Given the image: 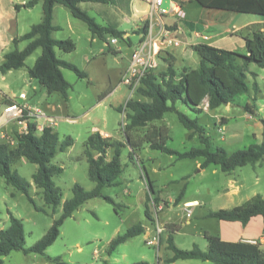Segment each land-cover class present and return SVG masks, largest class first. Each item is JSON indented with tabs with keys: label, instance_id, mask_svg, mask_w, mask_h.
<instances>
[{
	"label": "rangeland",
	"instance_id": "obj_1",
	"mask_svg": "<svg viewBox=\"0 0 264 264\" xmlns=\"http://www.w3.org/2000/svg\"><path fill=\"white\" fill-rule=\"evenodd\" d=\"M185 4H197L202 8L197 0H186ZM80 6L98 22L107 24L105 18L91 7V2H82ZM130 6L137 14L136 18L131 15V22L124 23L120 28L128 30L131 37L119 38L117 43H112V34L106 33L104 38L93 35L85 21L74 17L65 5H59L56 23L61 25V28L54 31V36L57 39L72 38L76 42V48L69 52L56 48L57 55L88 73V77H80L74 70L63 68L66 79L72 83L68 98L61 92L48 93L38 79L30 76L28 67L33 66L41 55V47L27 58L23 68L10 73L7 80L2 79L3 74L0 71V89L7 88L12 91L11 94L15 93L17 98H20L22 91L27 92L30 104L41 107L57 117L58 122L54 129L59 133L61 140L67 136L74 138L73 145L65 151H59L52 160L63 168V171L54 177V181L62 189L63 200L73 197L75 183L82 184L86 190L96 187V182L90 177V164L85 155L88 137L102 129L111 133L112 138L125 141L126 111L119 108L125 107L130 98L148 100L137 91L138 87L134 89L124 83L123 76L129 68L134 47L149 35L148 30L152 24L150 7L144 0H118L117 4H108L115 14L109 15L110 22L111 16L121 20L127 19L125 14L130 11ZM121 9L125 12L123 16ZM232 14L242 17L240 21L254 16L253 13ZM168 19L165 20V25L171 30L183 20L174 22L173 19ZM263 26L264 23L259 24V28ZM202 31L204 33L205 30ZM26 44L27 41L24 40L19 47ZM172 49L173 47H169L160 54V65L155 70L159 78L167 69L168 62L165 58ZM195 54L199 58V55ZM175 67L178 71L181 70L179 62ZM250 68L260 74L257 77L260 89L256 93V76L249 73L250 89L238 96V104H231L229 108L228 104H223L211 111L197 113L182 101L177 102L178 109L191 118L199 119L206 128L205 136H209L214 145H221L229 151L246 148L264 139L256 127L257 122H262L260 118H264V68L256 63H251ZM247 102L256 104V113L245 110L244 105ZM208 103L207 99L203 105L208 107ZM218 118L220 120L216 122ZM154 123L168 125L170 138L167 145L175 150L183 152L204 145L200 137L190 136L193 131L184 126L175 111H168L163 119ZM13 127L19 130L16 124ZM146 129L147 127L141 128L136 135H141ZM14 131L10 129L4 134L15 139ZM5 140L6 137L0 135V142ZM131 151L128 144L122 147L124 171L114 185L106 186L102 190L104 195L115 199L117 206L109 203L103 196L88 200L64 221L59 237L44 253L14 250L4 256V264H57L51 259L56 256H61L70 264H133L142 260L148 261L149 264H215L210 260L201 259H177L170 262L174 251L168 247V236L172 234L175 244L181 249L190 250L195 245L203 250L207 249L205 232H217L220 224L219 219L209 217L208 213L211 208L218 209L222 205H230L221 199L214 202L220 191L229 185V180H239V183L243 184L244 194L236 198V203L257 193L264 196V162L256 166L248 164L236 168L233 174H228L216 165L202 170L197 166L196 158L179 159L176 155L153 149L148 144L135 155ZM113 153L114 148H110L107 154L109 160ZM13 169L32 183L30 195L35 204L26 193L8 184L5 177L0 175V228L10 225L11 215L20 218L25 229V248H31L50 229L54 220L61 216L63 209L59 206L54 211L53 206L46 203L42 190L34 183L33 175L38 170V164L23 158L13 164ZM147 173L154 182L159 201H156L155 196L151 197ZM183 189L185 198L182 200H199L197 205L192 203L191 216L187 215L183 201H177ZM147 206L154 221L146 215ZM159 221L162 222L161 225L166 226L161 248L149 245L148 236L144 232L131 237L109 253L111 241L131 226L143 223L153 227ZM175 228L177 230L174 231Z\"/></svg>",
	"mask_w": 264,
	"mask_h": 264
},
{
	"label": "trees",
	"instance_id": "obj_2",
	"mask_svg": "<svg viewBox=\"0 0 264 264\" xmlns=\"http://www.w3.org/2000/svg\"><path fill=\"white\" fill-rule=\"evenodd\" d=\"M104 2L111 4L113 0H28L23 4H16V8H31L39 2H43V18L39 23L32 25L25 34L14 39L16 45L20 41H29L24 49L16 48L5 55V60L0 64V71L7 73L13 69H20L26 65L27 58L39 47L42 48L41 55L33 66L29 68L31 77L36 78L44 85L48 93L61 92L68 98V91L72 88L63 72V68L74 70L80 77H88V73L81 70L75 64L61 59L56 48L64 51H72L76 48V42L72 38L57 39L53 36L55 30L60 29L53 23L54 9L56 4L68 7L72 15L85 21L93 33L101 38L106 33L114 37L125 39V31L118 29L115 25H102L96 18L81 8L82 2ZM202 7L210 9H222L238 13H253L264 15V0H197ZM146 31L147 28L145 27ZM242 35L246 43V53L236 50L219 48L209 43H197L193 49L200 57V64L196 69L185 67L179 74L176 67V57L169 53L167 69L161 73L159 78L156 69L150 70L143 77L142 83L137 91L145 99L130 98L125 107L119 108L126 111L127 123L124 126L126 140L105 137L100 132L92 133L86 141L85 155L89 161V174L96 182L93 190H86L80 183H75L72 198L63 200L62 189L54 181V177L63 171L61 166L52 162L59 151H65L73 145L74 138L67 136L61 140L59 133L54 127L46 128L41 134L35 131V124L30 125L27 133L14 132L15 143L9 138L0 142V175L5 177L8 184L17 187L30 195L32 183L25 179L20 173L13 169V164L25 158L30 162L38 164V170L33 175V181L44 194L47 204L53 206L54 211L62 206L61 216L54 220L50 229L31 248H25V229L23 221L11 215V223L7 228H0V264H4V256L14 250H24L26 253L33 251L44 253L60 235V228L64 221L73 215L88 200L103 196L109 203L115 206L118 203L112 196L104 195L102 190L106 186L114 185L124 171L122 163V147L128 144L135 155L138 150L148 144L153 149L176 155L181 158H202L201 168L210 165L218 166L222 171L233 174L239 166L248 164L258 165L264 162V139L260 143H253L246 148L229 151L223 146L213 147L209 136H205L206 128L198 118H191L178 109L177 102L182 101L193 111L201 113L204 111L203 104L208 99L211 110L227 104H238L239 95L247 93L250 89L248 83L250 64L256 63L264 68V31L254 29ZM257 76L256 73H253ZM256 93L259 91L258 82H254ZM255 100L256 97H253ZM13 100H10L12 102ZM245 110L257 112L255 103L247 102ZM168 111H175L185 127L198 133L204 145L194 147L187 151H178L167 145L170 138V129L166 124H156L154 121L163 119ZM263 138H264V118ZM147 129L141 134L136 132L141 128ZM11 137V136H10ZM114 148L113 157L109 160L108 151ZM145 168V166H144ZM146 169V168H145ZM148 188L151 197L155 196L159 201L154 182L147 173ZM184 189L178 196L181 201ZM37 208H39L36 205ZM41 209V208H39ZM146 215L151 217L148 206ZM264 216V196L255 194L241 205L232 208H221L210 210L209 217L225 221H240L247 224L253 216ZM174 231L177 228L173 229ZM146 231L143 223L131 226L125 233L115 237L109 247V253L125 243L131 237L140 235ZM208 248L201 249L195 245L193 249H181L175 244L173 235L167 238L168 247L174 251L170 262L177 259H201L210 260L215 264H264V244L260 241L251 242L247 240L228 241L219 235L206 232ZM163 238V236H162ZM57 264H70L61 256L51 258ZM133 264H149L142 260Z\"/></svg>",
	"mask_w": 264,
	"mask_h": 264
},
{
	"label": "crops",
	"instance_id": "obj_3",
	"mask_svg": "<svg viewBox=\"0 0 264 264\" xmlns=\"http://www.w3.org/2000/svg\"><path fill=\"white\" fill-rule=\"evenodd\" d=\"M27 1L28 0H0V64L3 63V61L5 60V55L8 52L16 48H19L22 50L28 45L29 41L26 40L27 44L24 47H19L22 41H20L19 44L16 45L14 43V39L28 32L31 29L32 25L39 23L43 18V2H39L37 5L31 8H25V7H22L20 9L16 8V4H23ZM113 1L114 2L111 4L118 3V0H113ZM59 5L60 4L55 5L53 23L56 26H60L61 28V25L56 23V14H57V11L59 10L58 8ZM91 7L95 9L99 14H101V16L105 18L107 22V24H103L99 22L100 24L115 25L118 29L126 32L124 35L126 38L131 37V33L128 30H124L120 28V26L122 27L124 23L129 24L131 22V19H130L131 15L135 16L136 18L137 14L132 9L131 6L128 8V10L130 11L126 12L127 14H125V16L127 15L126 17L127 19L121 20L119 18H116V16H114V18H112L111 16V22H110L109 15H112L114 13L108 7V3L91 2ZM185 10L187 13L186 18L183 19L181 22H178L176 24L177 27L174 28L178 30L179 33H181L180 38L182 39V44L181 46L175 47L170 51L168 50L169 53L173 54L176 57L175 66L177 62L181 64V70L180 71L177 70L179 74L183 71L185 67H188L189 69H196L199 66L200 57L197 58L195 56L196 52L193 49V46L195 44L209 43L219 48L236 50L242 53L243 52L246 53L247 49H246L245 39L244 37H242V35L238 34L237 32L242 30L244 34H247L253 31L254 29L264 31V26L259 28V24L264 23V15L253 14L254 16H251V18L240 21L242 17L235 16L232 14V11H228V10L210 9L206 7L199 8L197 4L196 5L194 4L193 6H189V4H185ZM120 13L123 16V13L125 12L122 10ZM68 19L70 21V18ZM200 29L205 30L204 33ZM195 31H199L203 34L209 35L210 39L208 41H205L203 40V38H196L194 36ZM53 36H54V32H53ZM119 60H121V58H119ZM30 67H28V72H29ZM15 70H19V69H13V70L8 71L7 73H2L3 74L2 79L7 80L8 75L10 73H13V71ZM251 72L257 74V76L255 77L257 81V77L260 76L259 72L252 70V69H251ZM26 82L28 83L29 80H26ZM6 85L8 87V84ZM11 92L12 91L8 90L7 88L0 89V96H1L0 97V135L2 137H3V134L8 133L10 129L17 130L15 127H13L14 125L13 123H9V124L6 123L7 120L4 115L5 106L10 103V100H16L18 102H28V98L27 100L22 99V98H17L15 93L11 94ZM22 92H25V91H22ZM27 96H28V93H27ZM230 105L231 104H228L227 107L229 108ZM208 108H209V103H208V107L207 106L205 107L203 105V109H204L203 112L211 111V109L209 108L210 109L209 110ZM221 117H226V116H221ZM220 118L216 119V122L220 120ZM262 119L263 118H260L261 121ZM256 127L263 134V123L257 122ZM98 132H100L103 136L105 135H108L109 137L112 136L111 133H109L108 131H104L102 129L99 130ZM191 135L192 137H195V136L200 137L199 134L194 133V132L190 134V136ZM212 146L217 147L221 145H214L212 142ZM196 159L198 160L197 166H201L203 159L202 158L201 160L199 158H196ZM239 167H242V166H239ZM203 169L205 168H202V170ZM239 182H240L239 180H229V185L220 191L219 196L216 199H214V202L221 199L225 203L230 204V205H225V206L222 205L218 209L232 208L234 206L243 204L244 202H246L247 200L251 198L249 196L247 199L241 201L240 203H236V198L244 194L243 184ZM183 198H185V196H183ZM182 201L184 204L193 202L196 205L199 202L198 199H188V200L183 199ZM218 209L211 208L210 210H218ZM161 223L162 222L160 221L158 223L156 222L155 225L153 224L154 225L153 227L147 226L145 224L144 225L146 228L145 234L147 236L154 235V233L156 232L157 226ZM164 223L166 224V222ZM165 230L163 231V233L165 232ZM206 232L212 233L211 231H206ZM206 232H205V235H206ZM212 234L219 235L222 239L228 240V241L247 240L251 242L260 241L264 243V216L263 215L253 216L247 224H243L240 221L220 220V224L217 229V232L212 233ZM207 244H208V241H207ZM159 247L161 248V245ZM207 248H208V245H207ZM158 251L160 252L159 248H158ZM159 252H158V255H159Z\"/></svg>",
	"mask_w": 264,
	"mask_h": 264
},
{
	"label": "built area",
	"instance_id": "obj_4",
	"mask_svg": "<svg viewBox=\"0 0 264 264\" xmlns=\"http://www.w3.org/2000/svg\"><path fill=\"white\" fill-rule=\"evenodd\" d=\"M144 1L150 7L152 14V24L148 30L149 35L134 47L129 68L123 76V82L132 88L134 87V89L140 86L147 72L158 68L161 61L160 54L163 50L169 47H178L182 44L178 30L168 29L165 25V20L169 18L168 20L173 19L174 22H178L186 18L187 15L185 10L186 0H168V7L163 6L166 0ZM194 36L196 38H203L205 41L210 39L209 35L199 31H195ZM118 41L119 38L117 37L111 39L112 43H117ZM20 98L27 100V93L21 92ZM4 115L7 120L6 123H13L18 126L19 133L29 132L30 125L35 124V131L41 134L46 128L56 126L58 122L57 117L49 114L43 108L34 107L29 102H18L16 100L5 106ZM3 137L8 138L5 134H3ZM9 140L15 143V139L9 137ZM185 205L187 215L191 216L193 204L187 203ZM165 228L166 226L159 224L154 235L148 236L147 243L159 247Z\"/></svg>",
	"mask_w": 264,
	"mask_h": 264
},
{
	"label": "water",
	"instance_id": "obj_5",
	"mask_svg": "<svg viewBox=\"0 0 264 264\" xmlns=\"http://www.w3.org/2000/svg\"><path fill=\"white\" fill-rule=\"evenodd\" d=\"M163 6H164V7H168V6H169V2H168V0H166V1L164 2ZM225 104H227V103H225Z\"/></svg>",
	"mask_w": 264,
	"mask_h": 264
},
{
	"label": "bare ground",
	"instance_id": "obj_6",
	"mask_svg": "<svg viewBox=\"0 0 264 264\" xmlns=\"http://www.w3.org/2000/svg\"><path fill=\"white\" fill-rule=\"evenodd\" d=\"M194 202H195V201H194ZM192 203H193V202H192ZM192 203H191V204H192ZM195 203H196V202H195ZM193 204H194V203H193Z\"/></svg>",
	"mask_w": 264,
	"mask_h": 264
}]
</instances>
